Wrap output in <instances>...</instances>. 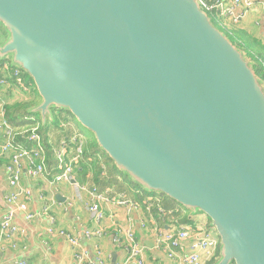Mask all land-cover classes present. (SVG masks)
<instances>
[{
  "label": "water",
  "instance_id": "95a60500",
  "mask_svg": "<svg viewBox=\"0 0 264 264\" xmlns=\"http://www.w3.org/2000/svg\"><path fill=\"white\" fill-rule=\"evenodd\" d=\"M0 26L44 124L66 111L133 184L205 215L215 264H264V83L199 0H0Z\"/></svg>",
  "mask_w": 264,
  "mask_h": 264
},
{
  "label": "crops",
  "instance_id": "0c3cea01",
  "mask_svg": "<svg viewBox=\"0 0 264 264\" xmlns=\"http://www.w3.org/2000/svg\"><path fill=\"white\" fill-rule=\"evenodd\" d=\"M253 3V7L247 11L243 20L236 23L226 20L224 27L227 31L231 30L234 35H240L246 43L254 42L250 45L263 56L264 60V0H253ZM0 37L1 40L5 38L1 26ZM1 61L16 68L9 59ZM262 66L264 68V63ZM3 77L7 78V75ZM21 80L22 86H16L11 80L8 86L0 89V110H5V120L12 129L14 145L30 148L32 144L25 139L27 136L25 132L34 127L38 129L48 125L54 117L47 118L45 124L41 121L39 113L34 112L41 100L33 84H25L22 75ZM23 107L26 108L25 112L22 111ZM63 124L58 125L61 127ZM46 131L48 130L44 128L40 131L42 142L48 145V150L43 151L47 168L46 176L31 178L28 175L27 165L24 164L19 179V189L29 191L30 195L26 210L14 213L13 224L19 231L0 240V264H13L18 261H25L27 264H78L75 254L79 252L84 253L87 261L94 263L101 260L103 264H136L134 260L126 262L124 251L113 243L112 237L119 229L133 231L143 245L144 250L141 255L143 264H170L164 251L153 245L156 232L165 231L173 223L194 227L201 222L215 231L209 219L199 212L186 210L177 204L187 211L184 217L179 211L165 212L161 207L160 198L139 194L134 200L118 192L116 182L109 181L112 183L109 185L107 180V173L111 167L118 172L113 162L99 147L101 150L99 153L87 150L76 134L70 137H77L83 151L79 160L73 164L72 181L55 183L53 180L58 174V169L54 150L59 146L56 144H60L64 138L69 140L70 137L51 132L48 135ZM4 141L3 132L0 131V146ZM68 143L71 145L70 143L73 142ZM73 152V146H70L67 151V161L76 151ZM7 163V158L0 160L1 213L6 210L4 197L11 192L4 171ZM97 196L103 197L100 205L103 219L99 224L87 211V206L95 201ZM147 199H151L150 209L146 205ZM27 215H32L33 218L29 220L26 218ZM98 228L102 230L100 237L84 236L85 231H94ZM61 231L75 238L79 247L73 248L66 239L58 236V232Z\"/></svg>",
  "mask_w": 264,
  "mask_h": 264
},
{
  "label": "built area",
  "instance_id": "2783aa9c",
  "mask_svg": "<svg viewBox=\"0 0 264 264\" xmlns=\"http://www.w3.org/2000/svg\"><path fill=\"white\" fill-rule=\"evenodd\" d=\"M199 5L203 12L214 19L217 25L224 28V21L239 22L245 18L247 11L254 5L253 0H211L204 2L199 0ZM211 20V21H212ZM7 75V78L3 77ZM16 86H22L21 72L17 68L11 67L7 62L0 60V89L8 86L12 81ZM0 131L3 132L5 141L0 146V160L6 159L8 163L4 166L7 174V184L11 188L4 197L5 212H0V240L10 237L19 229L13 224L15 212H24L27 207L30 192L19 189V179L24 164L27 165L28 175L37 179L45 177L47 173L45 158L43 155L42 139L36 127L27 133L26 140L32 144L30 148L17 147L13 143V132L5 120V110H0ZM77 137H73L69 142H75ZM69 143L62 141L58 148L54 150L57 161L58 174L54 177L55 183H69L72 181L73 164H75L82 154V147L79 144L76 154L67 161V151ZM103 197L97 196L95 201L87 206V211L93 215L99 224L103 219L101 203ZM147 207L151 208V199L146 201ZM27 219L33 218L27 215ZM172 225V224H171ZM214 231L205 223H198L196 226L177 225L173 223L165 231L156 232L154 247L163 250L170 264H209L217 259L219 253V239ZM102 230L98 228L94 231H85L84 236L100 237ZM58 236L67 240L73 247L78 248L79 244L75 238L58 232ZM113 243L117 248L124 251L126 262L136 261V264H143L141 258L144 250L138 238L131 230L119 229L112 237ZM78 264H103L101 260L94 262L87 261L83 252L75 254ZM13 264H27L25 261L14 262ZM126 264V263H119Z\"/></svg>",
  "mask_w": 264,
  "mask_h": 264
},
{
  "label": "rangeland",
  "instance_id": "374dc122",
  "mask_svg": "<svg viewBox=\"0 0 264 264\" xmlns=\"http://www.w3.org/2000/svg\"><path fill=\"white\" fill-rule=\"evenodd\" d=\"M209 18H210V16H209ZM212 24L217 28L219 27L214 19L212 20ZM54 111L55 110L52 109L51 115L48 119H52L53 117H55V118L57 117V119L55 121L56 128L47 129L48 131L45 132L46 134L50 135V132H51V133L62 134V135L65 134L68 137L76 134L80 138V140L83 142V146L86 147L87 150H89L90 152H96V153L101 152L98 149V146L94 145L95 142H94L92 135L90 133H88L85 129H83L75 121V119L72 116H70L68 113L61 114L60 112H63V110L62 111L57 110V111H59L57 113ZM64 112H66V111H64ZM55 113H56V115H55ZM61 123H64V124L61 127H59L58 124H61ZM79 144H80V142H79ZM56 145H59V144H56ZM107 174H108L107 180L110 182H116V184L118 185V192H121L127 198L135 200L139 194L144 195L145 197L146 196H153V197L161 199V207L164 209L165 212H177V211H179L184 217H185L184 214H187L186 210L181 209L175 202L168 200V198H166L165 196L158 194V193H148V192L142 191L139 187H137L135 184H133L124 174H122L119 171L116 172L113 169V167H111V169L108 170ZM110 182H109V185L112 184ZM141 195H140V197H141Z\"/></svg>",
  "mask_w": 264,
  "mask_h": 264
},
{
  "label": "trees",
  "instance_id": "16d2710c",
  "mask_svg": "<svg viewBox=\"0 0 264 264\" xmlns=\"http://www.w3.org/2000/svg\"><path fill=\"white\" fill-rule=\"evenodd\" d=\"M212 22V21H211ZM217 28V27H216ZM219 31H221L228 39H229V41L235 46V47H237V48H239V49H241L242 51H243V53L245 54V56H246V58L251 62V64L253 65V70H254V72H255V74H256V76L257 77H259L262 81H263V83H264V68H263V66H262V64L264 63V60H263V56L262 55H260L259 54V52H256L254 49V47H252V45H250V44H252V43H254V42H252V41H250L251 43H246L245 41H244V39L243 38H241L240 37V35H234L233 33H232V31L231 30H228L227 31V29H224V28H221V27H218L217 28ZM240 41V42H239ZM21 72V75H22V78H23V81H24V83L25 84H30L31 85V83H32V81H31V79L26 75V74H24L22 71H20ZM55 111L54 112H59V111H57L56 109H54ZM22 111L23 112H25L26 111V108L25 107H23L22 108ZM56 113H55V115H56ZM63 113H67V112H61V114H63ZM69 114V113H68ZM70 115V114H69ZM56 119H57V117L55 118L54 117V120L52 121H50L49 122V124L47 125H45L44 127H38V132H39V135H40V131H42L43 130V128L46 130V129H50L51 127H54V128H56V123H55V121H56ZM40 130V131H39ZM25 136H26V134H25ZM64 136H66L65 134H64ZM62 141H67V142H69L70 141V138H69V140L67 139V138H64ZM95 142V141H94ZM42 144H43V148H44V150H45V152L48 150V145H46V143L43 141L42 142ZM71 145H69V147H68V150L70 149V146H73V149H74V152L76 151V149H77V147H78V145H79V140H76L75 142H73V143H70ZM94 145H96V143L94 144ZM97 146V145H96ZM96 148V147H95ZM99 149V148H98ZM100 150V149H99ZM82 151H83V147H82ZM101 151V150H100ZM73 152V153H74ZM76 154V152L74 153V155ZM73 155V156H74ZM82 155V154H81ZM109 182V181H108ZM169 200V199H168ZM152 204H154V201H152ZM179 222V221H178ZM218 260V257H217V259H215V260H213L212 262H211V264H215L216 263V261Z\"/></svg>",
  "mask_w": 264,
  "mask_h": 264
},
{
  "label": "bare ground",
  "instance_id": "6f19581e",
  "mask_svg": "<svg viewBox=\"0 0 264 264\" xmlns=\"http://www.w3.org/2000/svg\"><path fill=\"white\" fill-rule=\"evenodd\" d=\"M196 226V225H195ZM211 229V228H210ZM215 232V231H214ZM215 234H216V232H215Z\"/></svg>",
  "mask_w": 264,
  "mask_h": 264
}]
</instances>
